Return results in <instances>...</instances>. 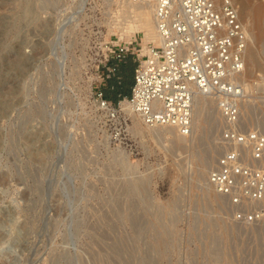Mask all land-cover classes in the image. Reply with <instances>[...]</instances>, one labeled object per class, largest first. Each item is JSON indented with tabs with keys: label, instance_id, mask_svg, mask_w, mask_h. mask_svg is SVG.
Segmentation results:
<instances>
[{
	"label": "rangeland",
	"instance_id": "obj_1",
	"mask_svg": "<svg viewBox=\"0 0 264 264\" xmlns=\"http://www.w3.org/2000/svg\"><path fill=\"white\" fill-rule=\"evenodd\" d=\"M236 3L255 32L245 121L264 132V0ZM114 10L0 0V264H264V212L247 223L208 181L221 119L177 142L98 109Z\"/></svg>",
	"mask_w": 264,
	"mask_h": 264
},
{
	"label": "built area",
	"instance_id": "obj_2",
	"mask_svg": "<svg viewBox=\"0 0 264 264\" xmlns=\"http://www.w3.org/2000/svg\"><path fill=\"white\" fill-rule=\"evenodd\" d=\"M149 2L160 44L132 37L104 42L99 78L111 59L120 62L132 55L137 61L129 96L117 102L97 87L98 109L113 120L127 100L132 110L150 126L175 127L184 136L193 131L195 100L206 95L216 103L222 127V154L208 179L247 223L259 221L264 208V132L245 121V87L239 81L245 70L247 34L234 0H131ZM104 45V46H103ZM218 143V144H219Z\"/></svg>",
	"mask_w": 264,
	"mask_h": 264
},
{
	"label": "bare ground",
	"instance_id": "obj_3",
	"mask_svg": "<svg viewBox=\"0 0 264 264\" xmlns=\"http://www.w3.org/2000/svg\"><path fill=\"white\" fill-rule=\"evenodd\" d=\"M109 2V4H111V6H115V10H114V15L115 18H113V23H112V27L110 28V32L114 31V28L118 29L120 32V38H125V36H130V37H134V33L135 35L139 32L143 33V41L144 44L146 45L148 42H154L155 44H160V40L159 37L157 35V31H156V25H155V21H154V8L153 5L149 2H133L131 0H107ZM235 2L237 0H234ZM83 2L80 1L78 8H81L83 6ZM240 7V6H238ZM239 18L242 21L241 17H240V12H239ZM247 34V46L245 49V61L247 62L248 59V55H253L252 49L250 47V43L255 39L254 35L255 32L254 30L249 28V24L248 23H244L242 22ZM254 43V42H252ZM250 61V60H249ZM248 65V63H246ZM246 64H245V69L246 68ZM245 70L241 75V78H239V81L241 83H243L244 87H245V91H248L250 89V83L247 82V79L245 78ZM245 97H246V92H245V96H244V102H243V110L244 111H248L247 108L249 107V100L248 102L245 103ZM251 104V103H250ZM253 106V105H252ZM121 113H126L131 115V117L133 118L134 121V128L138 129V130H144L146 129L145 125L146 124L142 118H140L137 114L134 113V111L132 110V107L130 105V103L127 100H123L122 104H121ZM194 121H193V125H196L201 119L202 117H211L212 119L214 118V120H218L221 119L220 117V112L217 109L216 103L209 99L206 95L203 94H199L196 97L195 100V107H194ZM206 119V118H204ZM208 121V119L206 120ZM210 121H212L210 119ZM215 122V121H214ZM215 124V123H214ZM218 124V123H216ZM219 125V124H218ZM151 130L155 133L158 134H163V133H171L172 135H174L175 140L177 142H182L184 140H187V136L182 135L179 130L175 127H170V126H150ZM195 127V126H194ZM193 127V128H194ZM154 133V134H155ZM209 181V179H208ZM210 183V182H209ZM217 193V191H216ZM219 194V193H217ZM223 199V198H222Z\"/></svg>",
	"mask_w": 264,
	"mask_h": 264
},
{
	"label": "trees",
	"instance_id": "obj_4",
	"mask_svg": "<svg viewBox=\"0 0 264 264\" xmlns=\"http://www.w3.org/2000/svg\"><path fill=\"white\" fill-rule=\"evenodd\" d=\"M134 69L135 65L130 60L122 65L120 69V83L116 85L115 81L110 80L108 87L105 88L107 98L117 102L121 97L128 96L131 93V87L133 84L132 74H134Z\"/></svg>",
	"mask_w": 264,
	"mask_h": 264
},
{
	"label": "crops",
	"instance_id": "obj_5",
	"mask_svg": "<svg viewBox=\"0 0 264 264\" xmlns=\"http://www.w3.org/2000/svg\"><path fill=\"white\" fill-rule=\"evenodd\" d=\"M128 60H130L132 63H134V65H135V67H136V65H137V61H136L135 57L132 56V55L127 56L126 59H124V60H122V61H120V62H117L116 60L111 59V61H110L107 65H105V66L102 67V70L106 71V70L109 68V66L114 65V64L117 63V70L112 74L111 77L105 79V80H104V83L102 84V85H104V86H103L104 91H105V88L108 87V84H109V81H110V80L115 81V84H116V85H118V84L120 83V80H121V78H120V69H121L122 65L126 64V62H127ZM134 76H135V69H134V74H132L133 83H134ZM132 85H133V84H132ZM131 88H132V87H131ZM129 95H130V94H129ZM129 95H128V96H129Z\"/></svg>",
	"mask_w": 264,
	"mask_h": 264
}]
</instances>
